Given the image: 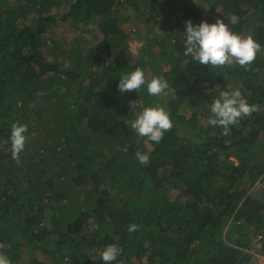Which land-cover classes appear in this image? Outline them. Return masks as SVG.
I'll list each match as a JSON object with an SVG mask.
<instances>
[{
	"label": "trees",
	"instance_id": "1",
	"mask_svg": "<svg viewBox=\"0 0 264 264\" xmlns=\"http://www.w3.org/2000/svg\"><path fill=\"white\" fill-rule=\"evenodd\" d=\"M53 8L81 35L62 40ZM218 18L264 49V0H0V251L12 264H105L111 244L112 264H255L256 242L264 256V50L246 68L184 55L185 21ZM137 67L167 95L121 93ZM237 88L257 110L223 135L211 104ZM156 104L173 121L159 144L130 127ZM14 122L28 125L19 162Z\"/></svg>",
	"mask_w": 264,
	"mask_h": 264
},
{
	"label": "clouds",
	"instance_id": "2",
	"mask_svg": "<svg viewBox=\"0 0 264 264\" xmlns=\"http://www.w3.org/2000/svg\"><path fill=\"white\" fill-rule=\"evenodd\" d=\"M232 24L239 23V18L232 14L229 17ZM185 56H191L193 60L202 65L212 67H248L262 50V46L252 36H241L233 32L228 24L217 19L215 23L202 21L199 25H193L191 20L185 21ZM147 86V93L150 96L167 95L169 88L168 81L163 76H153L147 80L142 68L137 67L131 73L122 75L119 78L118 90L121 93L128 91H139L142 86ZM136 103V102H135ZM131 104L132 106L135 104ZM257 110L256 105H250L242 95L239 88L232 91H221L219 97L211 104V116L207 123L213 127L220 126L223 135L230 134V126L236 125L244 118L251 116ZM130 127L138 136L146 137L148 141L159 144L165 132L173 127L170 114L159 104L145 107L140 114L130 122ZM28 125L19 122L11 124L10 142L11 155L19 162V157L25 148L28 137ZM136 159L142 165L150 163V156L137 151ZM139 226L135 223L128 225V232L138 231ZM4 244H0L3 249ZM122 249L115 244L105 247L101 253V260L105 264H112ZM0 264H12L10 258L0 251ZM121 264L123 262L121 261Z\"/></svg>",
	"mask_w": 264,
	"mask_h": 264
},
{
	"label": "rangeland",
	"instance_id": "3",
	"mask_svg": "<svg viewBox=\"0 0 264 264\" xmlns=\"http://www.w3.org/2000/svg\"><path fill=\"white\" fill-rule=\"evenodd\" d=\"M60 11V10H59ZM57 11L56 9H52L51 10V13L53 14H56L57 16H59V20H58V33H59V36L62 40H72V38H74L75 36H79L81 35V33L83 31H81L80 29H72L67 20H66V17L64 16L65 14V10L63 11ZM149 11V10H148ZM175 14L174 15H177V11H173ZM151 15H154V12L152 13V11H149L148 12V17H151ZM157 17V16H156ZM138 25V23H137ZM139 25L141 26L142 23L140 22ZM131 31H134L133 28L131 29ZM133 37L136 39L137 36L133 34ZM133 39V38H132ZM138 42H136L135 40H133L132 42V46L130 47L131 48V53L133 54H136V52L138 51L139 49V45L141 42L140 39L138 38L137 40ZM255 248L252 250V252L254 253V262L255 264H264V256L260 255L259 253L256 252V248L258 249L259 247V244L256 242L255 243Z\"/></svg>",
	"mask_w": 264,
	"mask_h": 264
}]
</instances>
